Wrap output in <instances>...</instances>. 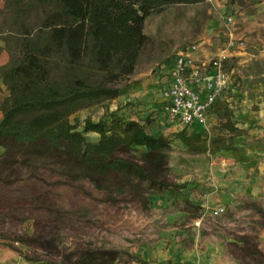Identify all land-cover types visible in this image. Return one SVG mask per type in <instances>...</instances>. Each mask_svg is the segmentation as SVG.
Returning <instances> with one entry per match:
<instances>
[{
  "label": "rangeland",
  "instance_id": "1",
  "mask_svg": "<svg viewBox=\"0 0 264 264\" xmlns=\"http://www.w3.org/2000/svg\"><path fill=\"white\" fill-rule=\"evenodd\" d=\"M143 30L148 41L118 96L69 119L82 130L85 118L109 121L114 111L168 137L163 151L120 152L156 182L128 174L101 182L45 158L0 166V264H264L239 249L248 234L264 251V0L170 4ZM193 44L200 58L226 54L236 76L208 124L186 127L201 133L203 151L189 149L183 128L166 125L157 109L159 69ZM214 206L224 210L212 215Z\"/></svg>",
  "mask_w": 264,
  "mask_h": 264
},
{
  "label": "trees",
  "instance_id": "2",
  "mask_svg": "<svg viewBox=\"0 0 264 264\" xmlns=\"http://www.w3.org/2000/svg\"><path fill=\"white\" fill-rule=\"evenodd\" d=\"M197 1L4 0L0 53L5 50L8 60L0 65L7 90L0 103V166L45 158L101 182L118 174L156 182L155 172L120 152L133 145L147 154L163 151L168 137L114 111L109 121L85 118L82 130L69 116L118 96L148 41V15ZM85 131L98 133V140L89 141ZM177 134L189 149L205 150L200 132L183 128ZM239 249L245 259L264 263V251L250 235H243Z\"/></svg>",
  "mask_w": 264,
  "mask_h": 264
},
{
  "label": "built area",
  "instance_id": "3",
  "mask_svg": "<svg viewBox=\"0 0 264 264\" xmlns=\"http://www.w3.org/2000/svg\"><path fill=\"white\" fill-rule=\"evenodd\" d=\"M226 19L232 21L233 17L228 15ZM194 49L193 44L179 50L159 69L162 80L157 109L168 126H206L214 108L235 85L236 76L226 68V54L198 58ZM223 210L222 206H214L211 214Z\"/></svg>",
  "mask_w": 264,
  "mask_h": 264
},
{
  "label": "crops",
  "instance_id": "4",
  "mask_svg": "<svg viewBox=\"0 0 264 264\" xmlns=\"http://www.w3.org/2000/svg\"><path fill=\"white\" fill-rule=\"evenodd\" d=\"M198 58H200L199 56H196ZM203 58H207V57H203ZM8 60V54L5 50L1 51L0 53V65L1 64H4L6 61ZM7 94V90H6V87L5 85L3 84L2 82V79L0 78V103H1V100L2 98ZM212 115V114H211ZM210 115V116H211ZM2 117V112L0 110V118Z\"/></svg>",
  "mask_w": 264,
  "mask_h": 264
}]
</instances>
